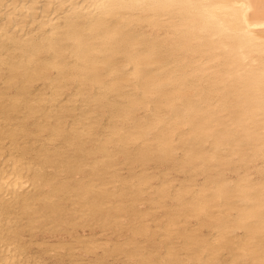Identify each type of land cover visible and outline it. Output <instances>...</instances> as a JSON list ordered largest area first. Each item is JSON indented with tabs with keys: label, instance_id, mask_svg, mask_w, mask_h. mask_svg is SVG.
I'll list each match as a JSON object with an SVG mask.
<instances>
[{
	"label": "bare ground",
	"instance_id": "obj_1",
	"mask_svg": "<svg viewBox=\"0 0 264 264\" xmlns=\"http://www.w3.org/2000/svg\"><path fill=\"white\" fill-rule=\"evenodd\" d=\"M0 264H264V0H0Z\"/></svg>",
	"mask_w": 264,
	"mask_h": 264
},
{
	"label": "rangeland",
	"instance_id": "obj_2",
	"mask_svg": "<svg viewBox=\"0 0 264 264\" xmlns=\"http://www.w3.org/2000/svg\"><path fill=\"white\" fill-rule=\"evenodd\" d=\"M123 171H124L123 173H127L126 170L123 169ZM228 173H230V172H228ZM85 228H86V227H85ZM80 229H81V228H79L78 230H80ZM86 230H88V229L86 228ZM95 231H96V234H95V235H97V232H98V234H100V233H99V232H100V231H99V228L94 227L93 232L95 233ZM109 234H110V233H109ZM98 236H100V235H98ZM108 236H110V237H114L113 234H110V235H108ZM32 247H37V245H36V244H33ZM85 258H87V257H85ZM83 260H84V259H83ZM81 263H83V261H82Z\"/></svg>",
	"mask_w": 264,
	"mask_h": 264
}]
</instances>
